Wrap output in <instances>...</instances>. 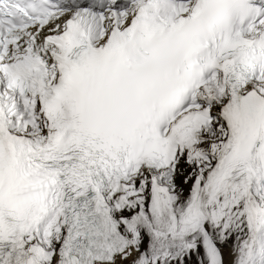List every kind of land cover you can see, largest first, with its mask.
<instances>
[{
    "label": "snow or ice",
    "instance_id": "6c2138e0",
    "mask_svg": "<svg viewBox=\"0 0 264 264\" xmlns=\"http://www.w3.org/2000/svg\"><path fill=\"white\" fill-rule=\"evenodd\" d=\"M0 264H264V0H0Z\"/></svg>",
    "mask_w": 264,
    "mask_h": 264
}]
</instances>
